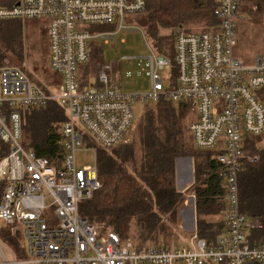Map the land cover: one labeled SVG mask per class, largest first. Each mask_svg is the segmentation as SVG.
<instances>
[{
	"label": "built area",
	"instance_id": "built-area-1",
	"mask_svg": "<svg viewBox=\"0 0 264 264\" xmlns=\"http://www.w3.org/2000/svg\"><path fill=\"white\" fill-rule=\"evenodd\" d=\"M19 2V4H17ZM148 0H17L0 6V20H42L49 41L48 65L58 83L42 87L20 66H0V264H256L264 243L250 241L259 222L241 211L239 173L264 149V53L246 65L234 50L242 0H218L208 30L174 31V55L149 48L150 88L128 93L105 70L81 81L91 41L109 40L144 13ZM114 26L117 31L92 30ZM167 72L166 74H163ZM188 103L195 113L193 144L211 152L225 195L224 230L212 242L194 236L180 246L147 244L103 232L80 213V204L101 187L98 166L77 165L85 139L103 147L129 142L136 101ZM56 101L65 110L60 164L27 149L21 110ZM8 230L9 237L3 234ZM11 237V238H10Z\"/></svg>",
	"mask_w": 264,
	"mask_h": 264
},
{
	"label": "trees",
	"instance_id": "trees-1",
	"mask_svg": "<svg viewBox=\"0 0 264 264\" xmlns=\"http://www.w3.org/2000/svg\"><path fill=\"white\" fill-rule=\"evenodd\" d=\"M17 0H0V6H11ZM218 0H148L140 19L156 49L173 58L174 31L210 29L215 23L214 8ZM258 14L264 13V0H254ZM253 14L240 6V12ZM197 25H195V23ZM22 20H0V66L14 65L20 55L19 32ZM91 48V57L95 58ZM91 59V58H90ZM18 60V59H17ZM181 113L170 100L147 106L141 116L137 135L132 142L118 145L115 154H106L98 165L101 187L90 199L80 204V213L101 231L117 232L123 239L133 238L137 244L170 245L178 234L180 209L185 196L176 188V158L191 155L196 164V212L198 236L212 242L224 230V221L213 223L207 216L219 213L225 206L224 189L216 171L218 163L211 152L193 148L183 133L182 113L188 103H180ZM46 107V108H44ZM22 142L40 156L60 164L64 155L60 128L67 119L65 110L56 101L44 106L21 110ZM257 160L245 161L239 173L241 211L261 224L250 235L255 244L264 243V149L254 150ZM11 238V237H10ZM162 242V243H160ZM264 264V262L256 263Z\"/></svg>",
	"mask_w": 264,
	"mask_h": 264
},
{
	"label": "rangeland",
	"instance_id": "rangeland-1",
	"mask_svg": "<svg viewBox=\"0 0 264 264\" xmlns=\"http://www.w3.org/2000/svg\"><path fill=\"white\" fill-rule=\"evenodd\" d=\"M242 6L247 7V10H252L253 14H248L246 10L244 11V8L242 9L241 7L238 23L239 41L234 53L244 64L251 65L255 62L258 55L264 53V13L258 14V12H256L257 7L254 0H242ZM22 22L18 41H20L21 45L20 55H22L28 64L25 69L28 76L33 82L38 83L42 87L57 84L58 77L49 69L48 65L49 41L44 22L42 20L33 19L22 20ZM125 23L128 28H124L120 31L114 29L113 25L91 28L99 32H117L109 40L97 37L91 41V48H95L93 52L95 58L91 57V59L82 66L81 81H94L98 78L99 72L105 70L110 80L117 83L125 92L139 93L149 90L150 65L148 62V55L150 52L146 41L153 44V40L147 34L146 25L138 15L127 17ZM197 23L198 22H196L195 25H197ZM192 29L200 31V27L198 28V26H193ZM14 59H16V61L13 62L15 66H20L23 62L20 60L21 58L19 56H14ZM166 73L167 72H164L163 74ZM155 103L154 101H136L133 104L135 125L129 136V142H132L134 136L138 133L141 116L146 107L152 106ZM173 104L178 114L181 113L180 103L173 102ZM194 116L195 113L190 109L182 113L183 133L186 137L187 144L191 143L190 139L193 141L190 125ZM118 151V145L107 148L92 139H85L81 149L76 153L77 165L83 167L97 164L98 166L106 154L112 155ZM247 217L250 219V216L247 215ZM183 227L184 226L181 227L178 224L179 235L176 234L173 238L169 239V246L176 247L185 243L188 244V241L185 242L186 239L195 235L196 232L192 230L187 231L185 227ZM3 234L6 237L10 236L9 231L6 229L3 230ZM133 240L136 242L135 239ZM142 245L145 244L141 243L140 246Z\"/></svg>",
	"mask_w": 264,
	"mask_h": 264
},
{
	"label": "crops",
	"instance_id": "crops-1",
	"mask_svg": "<svg viewBox=\"0 0 264 264\" xmlns=\"http://www.w3.org/2000/svg\"><path fill=\"white\" fill-rule=\"evenodd\" d=\"M193 120H195V116ZM190 142L191 143L188 145L192 146L193 148H196L191 139ZM175 176L176 188L178 192L182 193L185 196L184 205L186 204L185 207L183 205L180 209L178 224L181 227L184 226L187 231L192 230L198 233V216L195 207L196 193L193 190L194 186L196 185L195 158L191 155L177 157ZM207 217L211 219L213 223L216 222V229L219 227V222L222 223L224 221V217L221 214V211L219 213L212 214Z\"/></svg>",
	"mask_w": 264,
	"mask_h": 264
},
{
	"label": "water",
	"instance_id": "water-1",
	"mask_svg": "<svg viewBox=\"0 0 264 264\" xmlns=\"http://www.w3.org/2000/svg\"><path fill=\"white\" fill-rule=\"evenodd\" d=\"M17 4H19V2Z\"/></svg>",
	"mask_w": 264,
	"mask_h": 264
}]
</instances>
